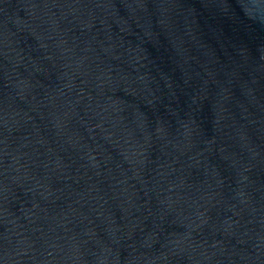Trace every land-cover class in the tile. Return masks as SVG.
Masks as SVG:
<instances>
[{
  "label": "water",
  "instance_id": "water-1",
  "mask_svg": "<svg viewBox=\"0 0 264 264\" xmlns=\"http://www.w3.org/2000/svg\"><path fill=\"white\" fill-rule=\"evenodd\" d=\"M0 264H264V0H0Z\"/></svg>",
  "mask_w": 264,
  "mask_h": 264
}]
</instances>
